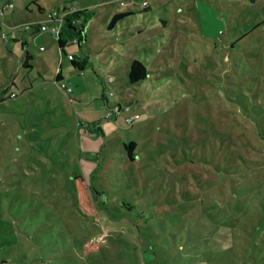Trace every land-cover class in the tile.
Returning a JSON list of instances; mask_svg holds the SVG:
<instances>
[{
  "label": "rangeland",
  "instance_id": "374dc122",
  "mask_svg": "<svg viewBox=\"0 0 264 264\" xmlns=\"http://www.w3.org/2000/svg\"><path fill=\"white\" fill-rule=\"evenodd\" d=\"M10 2L13 9H0V100L5 98L0 189L7 192L1 194L10 216L4 219L13 224L4 225L1 262L243 264L245 250L256 255L259 248L256 261L264 264V142L252 120L233 114L237 109L215 96V75L226 71L221 60L227 57L220 49L217 58L213 46L217 32H224L219 42L260 24L251 33L255 43H249L262 54L264 67V0H0V5ZM66 8L81 12L75 25L84 27V41H69L61 58L58 36L31 34V28L50 23L51 14ZM127 12L131 15L111 28L113 18ZM11 26L21 27L15 29L23 32L21 43L8 44ZM25 44L34 71L20 63ZM69 54L88 64L74 67ZM135 60L149 73L132 84L128 70ZM60 70L72 94L57 84ZM217 84L226 98L228 84L222 79ZM11 91L18 98L8 99ZM215 105L230 112L215 116L216 127L235 136L236 151L245 156L227 151L222 170L198 160L213 136ZM109 109L116 111L114 118ZM130 118L132 125L126 123ZM130 142L137 144L135 161L124 147ZM236 167L240 170L225 173ZM78 173L102 193L96 195L98 219L78 211ZM204 179L210 184L201 187ZM182 199L184 212L173 209L174 200ZM196 200L201 203L193 204ZM98 235L107 244L84 256L81 245Z\"/></svg>",
  "mask_w": 264,
  "mask_h": 264
},
{
  "label": "trees",
  "instance_id": "16d2710c",
  "mask_svg": "<svg viewBox=\"0 0 264 264\" xmlns=\"http://www.w3.org/2000/svg\"><path fill=\"white\" fill-rule=\"evenodd\" d=\"M74 2V0H71ZM146 6L144 7V10H148L149 3L145 1ZM68 8H66L67 10ZM39 10L43 12V9L39 7ZM3 12V11H2ZM131 15V13H123L116 15L111 23V28L116 24L118 21L122 20L123 18ZM81 16L80 11L72 12L71 14H68L65 17V23L62 27L61 33L58 36V47L61 50L62 54L66 55V46L69 41L77 40L78 44H81L84 41V27L78 28L75 25V21L78 17ZM51 20H52V14H51ZM260 24L251 26L250 30L243 31L238 36L232 35L230 38H226L224 40L217 41L218 38H220L224 32H217L216 34V40L214 41V51L217 58L219 55V50L222 49L225 52V55L227 57L226 63H224V59L221 60L222 64H224V67L226 68V71L222 73V75L216 74L215 79L217 80L215 82L216 88H215V96L220 100H227L232 106L237 109V111H234V113L239 114L241 113L243 116L247 117L248 119L252 120L257 133L259 137L264 142V83H262L264 80V67H263V56L262 54L258 53L256 50H251V44L249 42L255 43L253 36H251V33L255 31L256 29L260 28ZM250 27V26H248ZM69 56V55H68ZM74 57L73 60H70L72 65L74 67L80 68L81 70L86 67L88 64L86 59H80L79 61L76 60V56L72 55ZM25 61L23 62V65L25 67H30L28 61L31 60V56L29 53H27V56L24 58ZM219 62V59H218ZM217 62V64H218ZM147 65L144 64L140 60H135L132 62V64L129 67L128 70V79L129 82L132 84L144 81L148 77L149 70L146 67ZM218 66H220L218 64ZM62 71L60 70L56 75V82L60 83L62 82ZM223 75H225V78H223ZM225 80V84H228V86L225 87V96L221 94L222 88L218 86H222V84H217L219 80ZM15 93V92H14ZM8 99H15L11 97V94L8 95ZM5 100V98H3ZM103 102L105 103V107L108 109V101L103 99ZM120 105V104H119ZM130 106H127V109ZM232 114V115H233ZM210 115L212 117V127H213V136L212 138H209L204 145V156L202 159H198L203 163L205 161L208 163L209 161L218 169L222 170V164L219 165V163L223 160L225 154L228 152H231V154L238 153L236 150L239 148V143L235 136L232 134L222 133L219 131V129L216 127L215 123V116H230L229 111L221 110V108L218 107V105L213 107V112H210ZM219 115V116H218ZM113 115L111 118H114ZM232 117V116H231ZM135 119L132 123L126 122L128 125H132L134 123ZM92 125V124H91ZM94 125V124H93ZM103 133V130L101 128H97V130ZM240 138V137H238ZM242 144L243 141H242ZM124 147L127 151L128 158L131 161L136 160V154L135 149L137 147V144L135 142L125 143ZM264 153V151H263ZM208 155L210 159L208 158ZM173 156H177V152L173 151ZM238 157L240 159L244 160L245 156H242L238 153ZM237 157V158H238ZM167 159V158H166ZM169 163L174 164L175 162H180L178 158L174 160V163L168 159ZM237 170H240V167H236L235 170H229L225 169V173H233ZM209 173H211L209 171ZM199 179L203 177L202 174H198L197 176ZM75 190H76V202H77V208L78 211L82 216L91 218V219H98L99 218V211L97 208V197L102 196V193L99 192V189L97 187L92 188L89 184L88 180L86 179V176H83L82 174L78 173L75 175ZM199 185L201 187H204L207 184H210L208 180H199ZM6 190L0 189V255L2 256V253L6 250H4L2 243L5 241V233H7L6 230H4V225H7L6 223H11L10 220L5 221L6 219H9V215H6V211L8 207L4 206V200L1 196L4 195ZM214 196V193H211L209 195V199L212 202V198ZM243 200H248V198H245ZM176 202V206L173 208L176 210H183L184 202L185 200H174ZM201 203L200 201H195L193 204L198 205ZM202 203L206 205V200H204ZM214 207L219 208L217 201H213ZM134 207L136 205L134 204ZM207 208V206H206ZM189 210H186L188 212ZM184 212V210H183ZM13 224V221L11 225ZM107 238L103 235L94 236L93 238L87 240L84 242L82 246V251L84 256H89L90 254L99 251L104 245L107 244ZM10 258V257H8ZM0 264H4L1 262L0 258ZM6 264H11L10 261Z\"/></svg>",
  "mask_w": 264,
  "mask_h": 264
},
{
  "label": "crops",
  "instance_id": "0c3cea01",
  "mask_svg": "<svg viewBox=\"0 0 264 264\" xmlns=\"http://www.w3.org/2000/svg\"><path fill=\"white\" fill-rule=\"evenodd\" d=\"M74 10H76V9H67L65 12H63V14H64V17H63V23H62V27H63V25H64V23H65V17L68 15V14H71ZM61 13V12H60ZM61 15H62V13H61ZM61 19L60 18H57V19H53V20H51V22H55L56 24H58L59 26L61 25ZM50 22V23H51ZM76 22V21H75ZM44 24H49V22H42L39 26H36V27H34V28H31L32 30H31V34H33V33H37V32H44V31H42L41 30V26L42 25H44ZM19 26H15V27H13V26H11V28H13L14 30L12 31V32H10V38H9V41H8V44L9 45H11V43L12 42H14V44H16V43H18V42H22L23 40H21V37H19L18 36V34H22L23 32L21 31V33H20V31H16L15 29L16 28H18ZM19 28H21V27H19ZM47 32H44L43 34H46ZM42 37L45 39V35H42ZM15 47V46H14ZM25 48H26V53H25V57L27 56V53H29L30 54V56H31V60L30 61H28V63H29V65H30V69H31V71H34V70H32L33 68H34V56L31 54V52L29 51L30 49H28V45H26L25 44V46H24ZM16 48V47H15ZM44 48V47H43ZM44 50H45V48H44ZM60 50V49H59ZM60 54H61V58H62V52H61V50H60ZM69 55H73V54H69ZM70 60V59H69ZM24 61H25V59H24ZM22 65H23V62H20ZM37 72H39V70H36ZM58 73V72H57ZM57 73H56V75H57ZM62 73V72H61ZM41 77V74H39V78ZM62 78H63V80L62 81H64L65 79H64V76H63V74H62ZM67 84V83H66ZM68 85V84H67ZM12 93H14V91H11L10 92V94H12ZM16 94H17V97L16 98H18V93L17 92H15ZM9 94V95H10ZM15 98V99H16ZM1 100H3V99H1ZM0 100V101H1ZM12 100V99H11ZM14 100V99H13ZM18 104V103H17ZM104 105H105V103H104ZM106 106V105H105ZM92 124H96V123H92ZM103 130V129H102ZM247 241H249V240H247ZM250 245V244H249ZM243 247H245V246H240V250H244L243 249ZM245 254H243V256H242V259H243V264H257V261H256V258H257V254H258V252H259V248H258V251H257V254L255 255H253V251L251 252V251H247V250H245Z\"/></svg>",
  "mask_w": 264,
  "mask_h": 264
},
{
  "label": "built area",
  "instance_id": "2783aa9c",
  "mask_svg": "<svg viewBox=\"0 0 264 264\" xmlns=\"http://www.w3.org/2000/svg\"><path fill=\"white\" fill-rule=\"evenodd\" d=\"M146 4V3H145ZM14 8V4L12 3V2H10V3H8L6 6H2V5H0V9L2 10V11H5V10H10V9H13ZM65 14V13H64ZM64 14L62 13V15H61V13L60 12H56L55 14H52V20L53 19H57V18H60L61 19V25L59 26L58 24L56 25V24H44V25H42L41 26V30L42 31H44V32H52V34L53 35H57V36H59L60 35V33H61V30H62V23H63V17H64ZM76 22H79V23H81V20L80 19H78V20H76ZM52 23V22H51ZM43 50H44V48H42ZM69 59L70 60H73L74 59V57L72 56V55H69ZM57 84H60V86H61V88L63 89V90H66L67 92H68V94H72L74 91H73V89H72V87H70V86H68L65 82H60V83H57ZM11 97H13V98H16L17 97V94L16 93H12L11 94ZM120 108V107H119ZM119 108H117L116 109V111L117 112H119L120 111V109ZM109 118H111L115 113H116V111H113L112 109H109ZM133 120H134V118H130L129 120H128V122L129 123H132L133 122Z\"/></svg>",
  "mask_w": 264,
  "mask_h": 264
},
{
  "label": "water",
  "instance_id": "95a60500",
  "mask_svg": "<svg viewBox=\"0 0 264 264\" xmlns=\"http://www.w3.org/2000/svg\"><path fill=\"white\" fill-rule=\"evenodd\" d=\"M250 28H251V26L250 27H246L244 30L248 31V30H250Z\"/></svg>",
  "mask_w": 264,
  "mask_h": 264
}]
</instances>
